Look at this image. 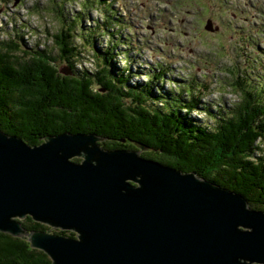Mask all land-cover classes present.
I'll return each mask as SVG.
<instances>
[{
    "label": "trees",
    "instance_id": "16d2710c",
    "mask_svg": "<svg viewBox=\"0 0 264 264\" xmlns=\"http://www.w3.org/2000/svg\"><path fill=\"white\" fill-rule=\"evenodd\" d=\"M78 1L81 7L74 14L61 11L58 4L52 6L59 24L56 33L50 34L57 55L45 47L24 48L21 34L14 40H0V130L30 146L48 135L93 134L105 138L99 142L104 150H139L146 160L194 173L240 195L250 209L264 212V73L253 67L257 61H251L256 74H249L252 70L246 67L243 74L237 70L228 86L239 97L227 106L222 100L200 102L201 95L195 93L204 94L209 85L204 89L201 84V89L191 93L182 87L164 89L159 85L166 69L162 65L147 69L143 86L136 85L129 82L132 56L127 54L131 49L136 53L137 48L123 41L126 37L114 34V28L120 29L114 25L124 22L117 0ZM91 8L99 10L100 19L84 30L82 20L89 17ZM95 33H105L107 41L96 45ZM119 47H125L123 53ZM85 48L91 53L93 69L80 65ZM118 55H123L122 66L114 61ZM252 79L256 83L251 87ZM188 83L198 85L193 79ZM198 110L210 122L195 119L192 113ZM134 144L149 150L141 151ZM21 223L27 230L49 228L31 217ZM0 264L52 261L27 240L0 232Z\"/></svg>",
    "mask_w": 264,
    "mask_h": 264
},
{
    "label": "water",
    "instance_id": "95a60500",
    "mask_svg": "<svg viewBox=\"0 0 264 264\" xmlns=\"http://www.w3.org/2000/svg\"><path fill=\"white\" fill-rule=\"evenodd\" d=\"M104 139L61 133L30 146L0 130V232L52 264H264V212L139 150H104ZM26 217L49 228L27 230Z\"/></svg>",
    "mask_w": 264,
    "mask_h": 264
},
{
    "label": "rangeland",
    "instance_id": "374dc122",
    "mask_svg": "<svg viewBox=\"0 0 264 264\" xmlns=\"http://www.w3.org/2000/svg\"><path fill=\"white\" fill-rule=\"evenodd\" d=\"M53 4L70 14L77 13L81 7L78 0H0V40L21 34L24 48L45 47L57 55V46L50 36L59 27L52 13ZM116 5L128 26L116 22L114 26L120 29L114 28V34L126 37L123 41L137 48L136 53L131 49L127 54L132 56L128 64L131 83L143 86L147 69L162 65L166 69L159 85L164 89L182 87L191 93L201 89V84L204 89L209 85L204 94L195 93L201 95L200 102L215 104L222 100L227 106L239 97L237 91L228 86L237 70L243 74L246 67L252 70L249 74L264 73V0H187V3L186 0H117ZM86 15L89 17L82 20L84 30L93 25V20L100 19L99 10L94 8ZM249 36L251 45L245 42ZM94 39L96 45L107 41L105 33H95ZM119 48L123 53L125 47ZM90 54L86 48L83 50L80 65L93 69ZM253 59L257 61L253 66L257 71L251 67ZM114 61L122 66L123 55H118ZM246 61L250 65L246 66ZM191 79L198 85L189 84ZM252 81L251 87L256 83ZM211 109L214 110V106ZM199 111H194L192 116L210 122Z\"/></svg>",
    "mask_w": 264,
    "mask_h": 264
},
{
    "label": "flooded vegetation",
    "instance_id": "af4514ba",
    "mask_svg": "<svg viewBox=\"0 0 264 264\" xmlns=\"http://www.w3.org/2000/svg\"><path fill=\"white\" fill-rule=\"evenodd\" d=\"M186 3H187V0H186ZM199 8L200 9H202L203 8V6L202 5H199ZM257 33H258V31H257ZM249 39H251V37L249 36L247 39L245 38V42H247V43H249L250 45H251V42L249 41ZM239 40H241L240 38H239ZM252 40V39H251Z\"/></svg>",
    "mask_w": 264,
    "mask_h": 264
}]
</instances>
